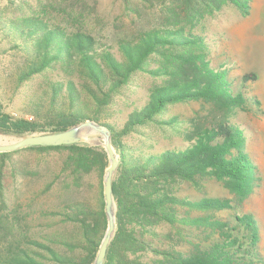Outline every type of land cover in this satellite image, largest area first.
<instances>
[{
    "label": "trees",
    "instance_id": "1",
    "mask_svg": "<svg viewBox=\"0 0 264 264\" xmlns=\"http://www.w3.org/2000/svg\"><path fill=\"white\" fill-rule=\"evenodd\" d=\"M123 5L129 26L114 38L104 33L96 0H48L36 8L23 0L10 14H0V42L15 58L17 87L43 78L42 92L25 102L23 115L5 111L0 100V134L61 132L87 120L110 129L120 165L113 181L117 230L104 264H264L258 221L244 211L259 181L257 167L245 130L231 119L252 98L236 91L228 69L212 65L198 33L208 16L226 6L249 14L251 0H123ZM139 73L158 82L123 123H110L117 99ZM255 76L246 74L243 84ZM188 102L209 109L181 132L183 143L155 151L125 143L150 125L180 131L179 116L161 115ZM25 149L62 153L55 180L66 191L97 174L99 196L96 203L68 198L43 210L56 228L40 235L32 232L27 213L0 210V264H93L107 228L104 147L81 142ZM204 180H216L229 196L180 194L182 184L200 188ZM0 202L7 206L2 167Z\"/></svg>",
    "mask_w": 264,
    "mask_h": 264
},
{
    "label": "rangeland",
    "instance_id": "2",
    "mask_svg": "<svg viewBox=\"0 0 264 264\" xmlns=\"http://www.w3.org/2000/svg\"><path fill=\"white\" fill-rule=\"evenodd\" d=\"M21 1L23 0H0V14H10L18 8ZM25 1L36 8L39 2L48 0ZM96 1L98 12L105 21L106 35L114 38L122 33L121 29L124 31L128 28L129 20L124 13L123 0ZM121 24V27L115 26ZM198 33L205 38L212 65L228 69L236 91H242L252 98L248 109L236 110L231 119L245 130L247 151L257 167L259 181L254 193L245 202L244 211L252 213L258 221L261 235L259 245L264 254V0H251L249 14H244L233 6H226L208 16L200 25ZM5 46L6 42H0V100L5 111L14 116L23 115L21 110L25 102L36 91L42 92L40 87L43 86V78L36 76L17 87L13 70L15 58L10 52L4 51ZM249 73H254L255 79L247 80L243 84V77ZM157 82L158 80L147 74H137L133 84L117 99L109 122L123 123L134 107L146 101L149 88ZM208 109L207 105L200 102L170 106L161 118L179 116L180 131L150 125L141 128L124 141L132 148L143 147L146 151L181 144L184 142L181 132L189 126L191 119L206 114ZM21 138L23 137L0 134L1 142ZM98 138V134L90 135L89 143L97 145ZM6 153L9 155L0 156V168L4 172L7 206H2L0 202V210L8 212L18 209L27 213V222L33 233L40 235L56 228L54 220L42 214L43 210L56 207L68 198H85L97 202L100 183L97 174L84 177L82 186L70 191L64 190L63 183L55 180L61 170L62 153L59 151L24 148ZM53 181L54 184L49 188ZM180 189V194L192 199L229 196L228 191L216 180H204L200 188L184 183Z\"/></svg>",
    "mask_w": 264,
    "mask_h": 264
},
{
    "label": "water",
    "instance_id": "3",
    "mask_svg": "<svg viewBox=\"0 0 264 264\" xmlns=\"http://www.w3.org/2000/svg\"><path fill=\"white\" fill-rule=\"evenodd\" d=\"M92 134L99 135L97 145L104 147L109 161V167L105 171L103 180V195L105 201V213L107 217V228L93 263L104 264L108 247L117 230V205L115 201L113 181L120 165L119 156L112 144V133L110 129L106 125L98 123L94 120H87L61 132L33 134L11 142L0 141V153L13 152L34 146L56 147L81 142L89 143V138Z\"/></svg>",
    "mask_w": 264,
    "mask_h": 264
}]
</instances>
